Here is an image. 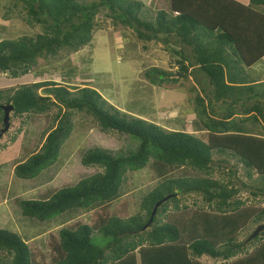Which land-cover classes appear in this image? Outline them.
<instances>
[{
	"label": "trees",
	"instance_id": "trees-1",
	"mask_svg": "<svg viewBox=\"0 0 264 264\" xmlns=\"http://www.w3.org/2000/svg\"><path fill=\"white\" fill-rule=\"evenodd\" d=\"M3 1L6 16L20 9L23 23L41 32L0 41V74L22 77L40 58L77 52L91 42L97 16L103 15L131 29L143 43L161 44L175 71L153 67L143 75L156 87L192 82L187 90L195 131L206 141L119 110L86 84L30 81L0 89V106H12L9 128L16 120L23 125L51 114L39 148L14 166L19 180H35L56 163L76 113L90 116L101 133L116 132L137 142L125 152L88 149L81 165L101 172L37 200L15 199L26 220L89 214V223L69 224L49 236L48 262L31 243L0 230V251L7 256L0 264H203L202 257L221 264H264V231L252 240H238L249 224L264 226V208L238 199L241 190L264 198V76L247 74L264 59V0H166L168 12L153 11L140 0ZM2 117L0 109V130ZM235 166L248 181L256 175L258 186L236 178ZM147 167L157 184L142 197L138 212L131 215L126 201L115 207L125 175ZM185 168L204 177H173ZM215 169L224 178L213 179ZM189 195L200 198L194 210L182 203Z\"/></svg>",
	"mask_w": 264,
	"mask_h": 264
},
{
	"label": "rangeland",
	"instance_id": "rangeland-1",
	"mask_svg": "<svg viewBox=\"0 0 264 264\" xmlns=\"http://www.w3.org/2000/svg\"><path fill=\"white\" fill-rule=\"evenodd\" d=\"M140 1L146 5L150 4L153 11L168 12L169 5L166 0ZM239 1L247 4L249 0ZM6 3L0 0V41L15 40L21 36H32L41 32L39 27L30 28L23 23L20 18V9H14L6 16L7 10L3 6ZM163 49L161 44L143 43L136 38L131 29L114 25L103 15H98L96 29L88 45L74 53L69 54L63 51L54 58H40L31 73L22 77L12 78L0 74V89L30 83V81H52L55 84L79 88L86 84L97 90L103 99L119 110L169 130L196 133L198 138L205 142L206 135L195 131L198 128L193 111L194 102L191 93L187 90L192 86V82H185L182 79L177 85L156 87L151 85L143 75L153 67L175 71ZM247 74L252 78H262L264 59L251 70H247ZM50 121L51 114L36 117L33 123L25 121L23 125L20 120H16L12 122L8 132L0 138V230L16 234L22 241L31 243L45 256L47 262L49 248L46 245L49 236L56 237L58 231L69 224L74 225L79 221L89 223V214L75 217L69 214L37 223L35 220H26L19 212L14 200L17 198L26 201L37 200L40 195L52 194L101 172L98 167L86 168L81 165V154L88 149L102 148L115 153L134 149L137 145L135 140L126 135L116 132L101 133L90 116L76 113L72 118L73 132L62 148L56 163L43 170L35 180L17 179L13 174L14 166L23 162L39 148ZM13 136L15 142H11ZM226 159L230 165H233L232 159ZM235 167L236 178L248 185L258 186L256 175H253V181H248L242 170ZM153 175L149 167L135 173L128 172L122 186V195L114 206H120L121 202L126 201L130 214H136L142 197L157 184ZM178 176L204 177L203 174L187 168L180 169L173 175L174 178ZM224 176L225 174L222 175L216 169L212 174L213 179H222ZM234 181L238 186L239 183ZM238 199L246 201L247 205L264 208V198H252L248 190H241ZM182 203L194 210L195 206H200L201 201L199 197L189 195L183 199ZM255 226L256 224H249L239 234L238 240L245 241L256 229ZM0 258L6 259L7 256L0 251ZM199 261L203 264H221L219 261L206 257H202Z\"/></svg>",
	"mask_w": 264,
	"mask_h": 264
},
{
	"label": "water",
	"instance_id": "water-1",
	"mask_svg": "<svg viewBox=\"0 0 264 264\" xmlns=\"http://www.w3.org/2000/svg\"><path fill=\"white\" fill-rule=\"evenodd\" d=\"M0 109L3 111V117H2V124L3 128L0 130V138L8 131L9 129V114L12 111V106H0ZM163 201H159L153 208L152 213H151V218L155 214L156 209L158 206L162 203ZM151 219L149 220L148 223H150ZM264 229L263 225L258 226L253 233L248 237L249 240L254 239L257 237V235Z\"/></svg>",
	"mask_w": 264,
	"mask_h": 264
}]
</instances>
